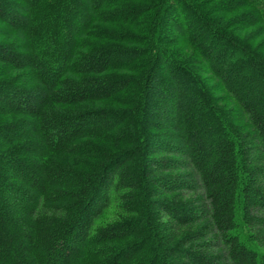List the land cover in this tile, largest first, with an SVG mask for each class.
Segmentation results:
<instances>
[{
    "label": "trees",
    "instance_id": "16d2710c",
    "mask_svg": "<svg viewBox=\"0 0 264 264\" xmlns=\"http://www.w3.org/2000/svg\"><path fill=\"white\" fill-rule=\"evenodd\" d=\"M217 2L0 0V264H264V0Z\"/></svg>",
    "mask_w": 264,
    "mask_h": 264
},
{
    "label": "rangeland",
    "instance_id": "374dc122",
    "mask_svg": "<svg viewBox=\"0 0 264 264\" xmlns=\"http://www.w3.org/2000/svg\"><path fill=\"white\" fill-rule=\"evenodd\" d=\"M197 1L200 2V3H204V2L207 3V4H203V7H206V8H208V9H210L211 6H212L213 4L218 3L217 0H197ZM211 3H212V4H211ZM210 11H211V10H210ZM210 15H211V14H210ZM212 15H214V14H212ZM212 15H211V16H212ZM183 23H184V22H183ZM198 27H199V26H197V25L194 24L192 27H191V26L188 27L187 30H188V32L192 33L193 31H195L196 29H198ZM165 34H166L167 36H169V35H172L173 32H172L169 28L166 27V29H165ZM112 211H113V210H110V211H109V212H110V213H109V215H110L109 217H110V218H112V216H113L112 213H113L114 211H113V212H112Z\"/></svg>",
    "mask_w": 264,
    "mask_h": 264
}]
</instances>
